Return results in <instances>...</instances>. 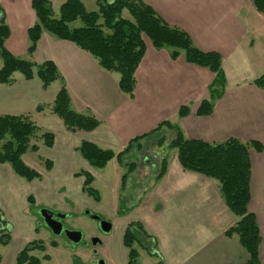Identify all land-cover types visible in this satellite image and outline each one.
I'll return each mask as SVG.
<instances>
[{"label":"crops","instance_id":"crops-1","mask_svg":"<svg viewBox=\"0 0 264 264\" xmlns=\"http://www.w3.org/2000/svg\"><path fill=\"white\" fill-rule=\"evenodd\" d=\"M142 1L165 24L185 32L196 49L221 57L224 83L218 95L210 94L214 75L208 69L186 62L182 51L172 59L171 49H156L147 39L134 74L132 97L119 90L117 73L103 70L90 54L46 31H42L35 51L29 55L27 32L36 23L31 0H0L10 32L4 44L6 51L36 65L50 61L62 78L43 89L34 70L29 80L14 73L10 84H0V117L27 116L39 128L36 137L43 132L54 136L51 148L45 147L42 140L32 139L31 145L38 151L28 150L22 156V162L40 179L27 182L15 174L10 164H0V213L10 235L7 245L0 244V264H15L17 254L38 239L35 209L57 208L60 212L67 203H80L86 194L82 190L84 178L78 175L81 172L91 175V185L95 182L92 167L76 151L81 142L118 154L163 122L178 127L190 140L213 145L234 139L258 145V149H248V211L255 217L260 233L258 264H264V89L254 85L257 78L264 76V15L254 9L250 0ZM62 84L72 111L95 118L99 122L96 129L71 133L48 108L36 111L38 106L53 103ZM203 101L211 103L212 111L199 116L197 111ZM181 107L188 108L186 116L178 115ZM167 143L164 141L162 147L159 145L161 150L154 153L157 161L166 162L163 175L157 176V167L146 173L135 164L128 175L126 183L130 184L141 173L145 177L136 184V193L131 194L138 200L117 210L120 244L127 225L139 223L153 239V255L160 264H246L248 255L238 238L225 235L237 219L227 210L217 182L184 171L176 150ZM114 159L119 186H111L110 193L119 203L117 194L127 171ZM45 161L51 163L49 170ZM107 164L93 169L103 172ZM98 177L103 184H109L106 174ZM34 252L30 255L35 256Z\"/></svg>","mask_w":264,"mask_h":264},{"label":"trees","instance_id":"trees-1","mask_svg":"<svg viewBox=\"0 0 264 264\" xmlns=\"http://www.w3.org/2000/svg\"><path fill=\"white\" fill-rule=\"evenodd\" d=\"M250 2L258 13L264 15V0H250ZM31 6L36 16V23L27 32L29 55L35 51L42 31H46L55 38L71 42L90 54L103 70L117 73L119 90L132 97L135 87L134 74L144 56V40L147 39L156 49H171L172 59H176L182 51L186 62L208 69L214 75L210 94L220 93L224 83L221 57L215 52L203 53L196 49L185 32L165 24L142 0H97V10L93 12H87L79 0H66L59 8L58 17L53 16L51 3L47 0H31ZM77 21L80 24L72 26ZM9 34L0 9V60L2 61L0 84H10L14 73H20L25 80H29L33 77L34 70L43 89L55 81H62L52 62L46 61L36 65L8 53L4 44ZM254 85L264 89V76L257 78ZM45 108L62 121L68 132H90L99 126L95 118L72 111L64 84L51 105L38 106L36 111L41 112ZM211 111V103L203 101L197 115H209ZM188 112L187 107H181L178 115L183 117ZM164 127L172 133L168 147L176 150L181 168L217 182L227 210L237 219L236 223L225 231V235L238 238L248 255L246 264H258L260 233L255 217L248 211L251 169L248 149L250 147L258 149L256 143H242L229 139L223 143L211 145L186 139L178 127L163 122L150 134L131 141L124 151L118 154L111 150H102L89 142H81L76 147V151L92 168L101 169L113 158L125 167L122 158L129 147ZM38 132L39 128L27 116L0 117V164H10L15 174L27 182L40 179L36 171L22 162V156L28 150L38 151L36 146L31 145V140L34 138L42 140V144L47 148H51L54 141L52 133L43 132L36 137ZM45 166L49 170L51 163L45 161ZM165 166L166 162L162 160L157 176L164 174ZM127 168L128 171L122 176L123 186L135 167L130 164ZM78 175L84 178L83 192L98 202L99 196L91 188V175L87 172H81ZM30 203H32L31 199ZM9 241V231L0 213V244L5 246ZM122 245L126 249L127 264H136L135 245L140 246L150 255L154 254L155 243L139 223H130L125 228ZM33 251L43 252V249L37 246L35 241L27 244L17 254L15 264H40L37 257L30 255ZM43 259L47 260L48 257L44 256Z\"/></svg>","mask_w":264,"mask_h":264},{"label":"rangeland","instance_id":"rangeland-1","mask_svg":"<svg viewBox=\"0 0 264 264\" xmlns=\"http://www.w3.org/2000/svg\"><path fill=\"white\" fill-rule=\"evenodd\" d=\"M81 1L84 3L87 12L95 11L96 5L94 4V0ZM63 2L65 0H50L52 12L55 17H58L59 7ZM79 24V21H77L74 25L78 26ZM171 135V131L164 127L155 134L139 140L136 144H132L122 158L126 171H128L127 167L130 164H135L137 168H140V171H143L141 167L144 168L146 173H149L151 164H155L156 169H158L162 161L154 160V153L161 150L164 141L168 142L167 145L169 144ZM164 151L168 154V149ZM145 159H148L147 163H144ZM90 170L93 171L91 173L95 176V182L91 185V188L97 192L100 201L96 202L92 197L84 194L80 203H67V206L60 213L72 215V218L65 222L66 226L68 225L70 228L81 231L85 241H89L90 238H95L99 240V244L93 248L89 247V249H82L81 247L70 249L64 239L55 237L49 233L43 227L41 219L37 217L38 239L35 242L37 246L43 249V252L35 251L33 254L40 260V264H91L97 259L103 260L105 264H125L126 249H123L122 244H120L117 238L118 231L116 229L120 225L117 210L126 208L129 203L138 200V198H135L131 194L134 191L136 193L138 190L136 184L139 183L138 181L143 180L145 174L141 173L142 175L137 178L138 180H131L132 184L128 181L118 191V203L115 202L112 193H110L113 192L111 186H119V176H117L118 166L115 159L107 164L103 172H99V170L93 168H90ZM104 174L108 176V185L103 184L98 177L99 175L104 177ZM51 210L57 211L58 209L52 208ZM83 211H87L90 214L93 213L92 215H95L101 221L110 224V231L107 233L100 231L93 221L82 214ZM44 256H47L48 259L44 260ZM136 262L137 264H159L158 259L154 255H150L139 248L137 249Z\"/></svg>","mask_w":264,"mask_h":264},{"label":"water","instance_id":"water-1","mask_svg":"<svg viewBox=\"0 0 264 264\" xmlns=\"http://www.w3.org/2000/svg\"><path fill=\"white\" fill-rule=\"evenodd\" d=\"M35 213L41 219L43 226L48 229L52 235L57 237L63 235L65 239L72 244H78L81 242L83 235L80 231L63 229L60 221L68 215L53 212L46 208L35 209ZM87 214L88 212L85 211V215ZM91 218L98 222V225H100V228L104 233L110 231V224L101 221L96 216H92ZM92 243L95 244V241L93 240Z\"/></svg>","mask_w":264,"mask_h":264},{"label":"flooded vegetation","instance_id":"flooded-vegetation-1","mask_svg":"<svg viewBox=\"0 0 264 264\" xmlns=\"http://www.w3.org/2000/svg\"><path fill=\"white\" fill-rule=\"evenodd\" d=\"M154 158V160L156 159V157H153ZM148 159H145L144 160V163L146 162H148L147 161ZM156 168V165L155 164H151V166H150V169H155ZM40 208H44V207H40ZM47 209V208H46ZM49 210H51V209H49ZM52 211V210H51ZM53 212H58V213H60L59 211H53ZM63 214V213H62ZM82 214H84L85 215V211H83L82 212ZM93 213H88L87 215H85L87 218H89V220H91V221H93L94 223H95V226L100 230V231H102V229L100 228V225H98V222L97 221H95L94 219H92L91 217L92 216H95V215H92ZM38 217V216H37ZM72 218V215H68L66 218H64L63 220H61L60 222H61V224H62V226H63V229H68V230H77V229H75V228H70V227H68V225L66 226V224H65V222L67 221V220H70ZM128 226V225H127ZM44 227V226H43ZM45 228V227H44ZM48 230V229H47ZM49 231V230H48ZM77 231H79V230H77ZM81 232V231H80ZM103 232V231H102ZM49 233H50V231H49ZM83 235V234H82ZM55 237H57V236H55ZM58 238H62V239H64L65 240V243H66V245L70 248V249H74V248H78V247H81L82 249H89V247H95L96 245H98L99 244V240L98 239H95V238H90L89 239V241H85V239H84V237H82V240H81V242L80 243H78V244H72V243H70L68 240H66L65 239V237L63 236V235H61V236H58ZM95 241V244H93L92 243V241ZM135 248H139V249H142L140 246H138V245H135ZM125 249V248H124ZM143 251H145L144 249H142ZM154 251H155V249L153 250V253H154ZM146 252V251H145ZM92 261V260H91ZM90 261V262H91ZM126 262H127V258H126ZM91 264H105V262L103 261V260H101V259H97V260H94V262H92ZM127 264V263H126ZM136 264H137V262H136ZM160 264V263H159Z\"/></svg>","mask_w":264,"mask_h":264}]
</instances>
